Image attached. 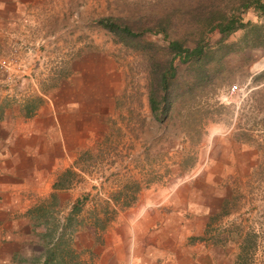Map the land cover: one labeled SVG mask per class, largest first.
Listing matches in <instances>:
<instances>
[{"label": "rangeland", "instance_id": "rangeland-1", "mask_svg": "<svg viewBox=\"0 0 264 264\" xmlns=\"http://www.w3.org/2000/svg\"><path fill=\"white\" fill-rule=\"evenodd\" d=\"M50 1L54 2L50 8L62 14L63 28L48 35L51 42H46L45 37L38 40L39 47L31 51L37 59L29 72L59 77L70 71L69 66L78 58L95 62L110 81L114 108L103 118L101 131H95L91 143L80 152L75 163L80 172L71 169L73 174L65 176V186L71 189L66 192L69 195L56 200L47 198V202L56 203L50 206L46 226L56 227L54 236L61 233V227L66 228L60 247L69 254L64 255L63 264H92L91 259H86V249H80L83 239L94 228L100 231L107 226L140 189L171 175L176 167H191L201 137L205 138L211 129L228 131L237 143V149L232 148L229 159L224 160L228 174L222 204L206 229L213 247L220 249L215 251V264H264V82L251 80L252 75L264 69H255L264 58L263 51L228 55L225 65L229 71L224 81L202 84L197 83L186 64L175 60L176 75L170 80L174 100L166 116L155 120L147 99L145 56L117 42L95 20L102 16L125 18L137 30L134 24L144 26L148 18L155 19L165 10L190 12L196 0ZM177 30H181L179 38L191 47V26L178 24ZM239 33L227 40H234ZM217 38L216 32L211 33L209 46H215ZM140 39L158 46L165 44L161 35L151 32H144ZM153 56L164 57L160 53ZM246 82L250 91L238 103L218 99L230 84ZM77 200L79 210L70 214ZM38 237L41 257L46 239Z\"/></svg>", "mask_w": 264, "mask_h": 264}, {"label": "crops", "instance_id": "crops-1", "mask_svg": "<svg viewBox=\"0 0 264 264\" xmlns=\"http://www.w3.org/2000/svg\"><path fill=\"white\" fill-rule=\"evenodd\" d=\"M51 3L0 0V53L33 52L43 37L51 42L48 35L63 28L62 14ZM75 62L59 77L29 72L0 83V264H43L41 226L27 210L51 193L60 199L69 195V187L53 188V183L67 169L80 172L75 167L80 152L114 109L110 81L95 62ZM227 132L207 130L191 167H176L140 189L107 226L94 228L80 246L86 259L92 264H215L220 249L206 229L224 197V160L237 149Z\"/></svg>", "mask_w": 264, "mask_h": 264}, {"label": "trees", "instance_id": "trees-1", "mask_svg": "<svg viewBox=\"0 0 264 264\" xmlns=\"http://www.w3.org/2000/svg\"><path fill=\"white\" fill-rule=\"evenodd\" d=\"M256 18V20H254ZM176 21H175V20ZM96 24L109 32L113 38L123 46L138 51L145 56L148 73V104L155 120H161L168 113L175 93L171 90L170 80L176 75L175 60L186 64L187 69L193 71L197 83L224 81V74L228 73L225 58L228 55L238 57L239 52L245 50H262L264 53V0H196L191 11L165 10L163 14L153 19H147V24L136 23L131 26L125 18L102 16L95 20ZM150 23V24H148ZM185 24L194 30L192 46L186 45L180 37L177 25ZM240 31L237 38L228 41V37ZM144 32L161 35L165 44L159 45L151 41L140 39ZM218 34L215 46H209V35ZM161 54L163 58H156L154 54ZM264 65V58L256 68ZM253 83L264 82V69L251 76ZM73 172L67 169L53 183V188L65 186V176ZM49 200H56L51 193ZM42 199L35 206L27 210V215L35 225H41L44 230L40 237L45 240V254L43 264H63L64 255L69 254L66 248H61V233L54 236L56 227L50 229L47 219L50 206L56 202ZM72 204L71 212L79 210L80 202ZM66 217L67 222L70 220Z\"/></svg>", "mask_w": 264, "mask_h": 264}, {"label": "built area", "instance_id": "built-area-1", "mask_svg": "<svg viewBox=\"0 0 264 264\" xmlns=\"http://www.w3.org/2000/svg\"><path fill=\"white\" fill-rule=\"evenodd\" d=\"M31 51L24 48L23 51L19 48H12L7 54L0 53V83H13L15 79L28 75L30 67H33L37 59ZM249 91L248 82L233 83L219 94L218 99L224 103H238L246 97Z\"/></svg>", "mask_w": 264, "mask_h": 264}, {"label": "water", "instance_id": "water-1", "mask_svg": "<svg viewBox=\"0 0 264 264\" xmlns=\"http://www.w3.org/2000/svg\"><path fill=\"white\" fill-rule=\"evenodd\" d=\"M261 60V59H260ZM264 66V65H263Z\"/></svg>", "mask_w": 264, "mask_h": 264}]
</instances>
